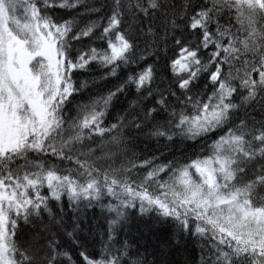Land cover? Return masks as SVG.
<instances>
[{"label": "snow or ice", "instance_id": "6c2138e0", "mask_svg": "<svg viewBox=\"0 0 264 264\" xmlns=\"http://www.w3.org/2000/svg\"><path fill=\"white\" fill-rule=\"evenodd\" d=\"M262 193L264 0H0V264L62 195L127 237L87 264H264Z\"/></svg>", "mask_w": 264, "mask_h": 264}, {"label": "trees", "instance_id": "16d2710c", "mask_svg": "<svg viewBox=\"0 0 264 264\" xmlns=\"http://www.w3.org/2000/svg\"><path fill=\"white\" fill-rule=\"evenodd\" d=\"M42 163L51 164L46 160ZM41 191L44 195H49L46 186ZM110 199L112 198L102 195L98 201L88 204L87 201H70L68 196L62 195L59 200L46 201L38 216L36 213H30L19 218L14 230L18 264H52L55 260L65 261V264H87L88 260L100 259L101 250L107 244L117 238L122 242L127 239L123 234L118 237L115 232H111L109 222L104 219L108 212L103 205L109 203ZM127 212L132 215L134 222L150 225V231L140 240L141 245L155 243L157 239H167L174 231L169 222L163 221L167 218L154 219L158 216L154 210L149 209L141 213L139 205H136L127 208ZM73 228H76L75 232ZM105 233H111V240ZM61 241L64 246L56 247ZM173 243H176L175 239ZM184 248L185 254L179 259L199 264V246L187 242ZM93 250L96 253L94 256L90 255ZM148 259L151 261L153 257L149 255Z\"/></svg>", "mask_w": 264, "mask_h": 264}]
</instances>
